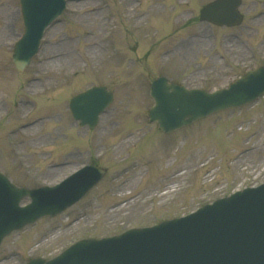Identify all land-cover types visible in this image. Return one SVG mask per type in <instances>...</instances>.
Segmentation results:
<instances>
[{
    "label": "rangeland",
    "instance_id": "1",
    "mask_svg": "<svg viewBox=\"0 0 264 264\" xmlns=\"http://www.w3.org/2000/svg\"><path fill=\"white\" fill-rule=\"evenodd\" d=\"M185 1L69 0L62 22L46 31L40 53L20 73L11 62L22 32L19 2L0 0V169L27 187L54 184L93 159L107 169L63 213L6 236L0 264L49 258L79 238L152 225L264 181V97L170 134L148 123L156 76L213 90L264 60V0H242L244 22L216 28L196 21L211 0ZM90 85H105L114 99L86 132L67 100Z\"/></svg>",
    "mask_w": 264,
    "mask_h": 264
},
{
    "label": "water",
    "instance_id": "2",
    "mask_svg": "<svg viewBox=\"0 0 264 264\" xmlns=\"http://www.w3.org/2000/svg\"><path fill=\"white\" fill-rule=\"evenodd\" d=\"M226 1L218 0L210 7L224 6ZM20 2L24 34L12 56L18 70L37 51L44 27L64 4L63 0ZM205 11L218 13L210 8ZM150 89L155 104L149 111V120L157 121L163 131L169 132L256 96L264 89V67L249 72L227 90L214 93L187 90L163 77L153 81ZM79 98L78 107L86 112L88 100L93 98L95 105L103 106L111 94L105 89H91ZM77 115L84 119L83 113ZM91 169L85 175L87 178L94 172L100 175L96 168ZM82 180L83 177H76L53 188L29 190L16 187L0 174V239L39 215L53 214L74 194L79 197L84 191L76 186ZM27 195L32 202L19 207L20 200ZM29 264H264V185L217 201L186 218L132 229L118 237L82 240L50 261L38 259Z\"/></svg>",
    "mask_w": 264,
    "mask_h": 264
},
{
    "label": "bare ground",
    "instance_id": "3",
    "mask_svg": "<svg viewBox=\"0 0 264 264\" xmlns=\"http://www.w3.org/2000/svg\"><path fill=\"white\" fill-rule=\"evenodd\" d=\"M55 63V62H54Z\"/></svg>",
    "mask_w": 264,
    "mask_h": 264
}]
</instances>
